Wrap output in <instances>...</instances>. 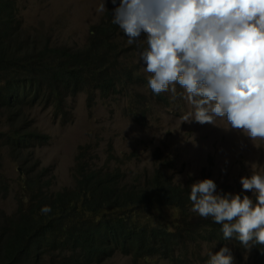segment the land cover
Here are the masks:
<instances>
[{
  "label": "trees",
  "instance_id": "trees-1",
  "mask_svg": "<svg viewBox=\"0 0 264 264\" xmlns=\"http://www.w3.org/2000/svg\"><path fill=\"white\" fill-rule=\"evenodd\" d=\"M114 7L107 2L108 11L90 25L85 44L73 48L25 39L16 1L0 0V107L9 111L0 143L21 167L15 210L0 209V264H101L116 252L133 259L158 257L170 264H188L191 243L244 248L235 238L225 240L220 224L192 212V182L174 183L163 169L168 164L164 159L154 161L144 179L127 183L122 168L111 165V155L95 165L90 146L81 145L73 185L56 191L43 180L44 168L26 164L24 152L48 140L21 117L26 106L50 107L55 117L68 121L67 99L83 91L87 107L96 96L121 95L130 100V114L142 112L136 88H143L146 79L133 59L146 43L143 37L127 43L112 23ZM153 96L165 100L161 94ZM6 188L0 180V192L5 194ZM44 206L51 211L43 212ZM250 249L255 263L263 264L264 246Z\"/></svg>",
  "mask_w": 264,
  "mask_h": 264
},
{
  "label": "rangeland",
  "instance_id": "rangeland-1",
  "mask_svg": "<svg viewBox=\"0 0 264 264\" xmlns=\"http://www.w3.org/2000/svg\"><path fill=\"white\" fill-rule=\"evenodd\" d=\"M15 1L21 35L49 46L82 47L90 25L102 15L98 10L100 0ZM133 62L141 67L146 79L143 88H136L142 104L138 115L128 112L130 100L121 95L106 99L96 96L93 106L87 107L83 91L67 99L71 112L68 121L55 117L51 108L44 105L22 109L25 122L48 135L45 144L29 148L24 155L28 157L27 165L44 168L43 180L50 182V191L73 185L75 157L79 146L86 144L97 156H89L92 163L102 165L111 155V165L122 168L123 181L127 183L147 177L154 161L158 164L159 159L168 161L163 169L174 183L184 185L209 178L220 193H241L242 176H250L252 171L264 172V140L250 141L239 131L227 128L223 120H217V125L181 123L183 115L192 110L182 98L183 90L177 86L175 99L170 93L161 94L165 100L155 99L139 55ZM8 115L9 111L0 107V130L7 128ZM20 169L19 162L0 143V177L8 190L5 194L0 192V209L6 213L15 210ZM244 194L251 196L250 192ZM221 247L214 242L191 243L187 250L188 264H207L209 249L215 253ZM227 247L234 257L233 264H256L251 249H236L231 244ZM101 264L170 263L158 257L133 259L116 252Z\"/></svg>",
  "mask_w": 264,
  "mask_h": 264
},
{
  "label": "clouds",
  "instance_id": "clouds-1",
  "mask_svg": "<svg viewBox=\"0 0 264 264\" xmlns=\"http://www.w3.org/2000/svg\"><path fill=\"white\" fill-rule=\"evenodd\" d=\"M107 2L129 45L144 38L139 59L153 95L175 99L177 86L183 90L192 110L181 123L223 120L250 141L264 140V0H100L101 13ZM240 184L241 193H220L212 179L193 182L191 210L220 224L225 240L264 246V172ZM207 255V264L234 262L227 246Z\"/></svg>",
  "mask_w": 264,
  "mask_h": 264
}]
</instances>
